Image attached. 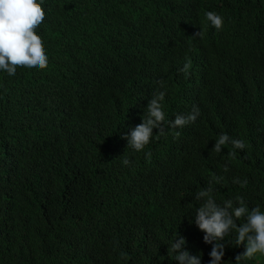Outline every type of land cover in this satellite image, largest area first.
Wrapping results in <instances>:
<instances>
[{
  "label": "trees",
  "instance_id": "obj_1",
  "mask_svg": "<svg viewBox=\"0 0 264 264\" xmlns=\"http://www.w3.org/2000/svg\"><path fill=\"white\" fill-rule=\"evenodd\" d=\"M42 7L48 66L0 72V264H179L167 251L175 235L209 264L213 245L190 223L198 190L219 177L218 202L240 195L264 210V0ZM209 10L224 19L219 31L205 26ZM161 84L166 134L133 152L125 127L142 123ZM193 105L195 122L168 128ZM221 132L246 147L216 153ZM220 243L222 264L244 251L233 235Z\"/></svg>",
  "mask_w": 264,
  "mask_h": 264
},
{
  "label": "clouds",
  "instance_id": "obj_2",
  "mask_svg": "<svg viewBox=\"0 0 264 264\" xmlns=\"http://www.w3.org/2000/svg\"><path fill=\"white\" fill-rule=\"evenodd\" d=\"M42 3L43 0H0V72L9 77L16 75L18 66L33 71L48 66V55L41 37L37 35V29L45 22ZM204 21L205 26H211L217 31L224 24L222 15L210 10L205 11ZM203 35L204 29L201 27L194 36L203 38ZM190 68V62H185L178 71L188 75ZM165 96L166 92L161 84L160 88L153 92L144 109L142 123L139 118L134 117L125 127L122 139L127 140V148L133 152L143 151L154 138V134H166V114L163 106ZM199 114V108L193 105L191 111L178 113L174 119L167 121V126L169 129H182L195 122ZM156 129L158 132L154 133ZM175 135L178 136L179 132H175ZM225 145L231 146L230 156H234L236 150L246 147L243 140L234 139L221 132L215 139L212 150L220 153ZM122 162L124 165L130 163L127 158ZM220 179L213 177L206 187L195 193V200L199 204L194 208V221H190L204 233V242L213 245L208 253L211 257L209 264H222L225 247L220 241L229 235L234 236L235 245L244 246V251L235 256L234 264H243V261L257 256L264 257V210L259 206L249 208L240 195L218 202L212 185L213 182L219 183ZM233 183L243 186L247 181L234 178ZM186 242L184 237L176 239L175 235L168 244V256L179 264H202L201 255H192L184 250Z\"/></svg>",
  "mask_w": 264,
  "mask_h": 264
}]
</instances>
